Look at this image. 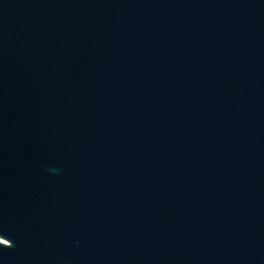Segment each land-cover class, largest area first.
<instances>
[{
    "label": "water",
    "instance_id": "1",
    "mask_svg": "<svg viewBox=\"0 0 264 264\" xmlns=\"http://www.w3.org/2000/svg\"><path fill=\"white\" fill-rule=\"evenodd\" d=\"M0 264H264V0H0Z\"/></svg>",
    "mask_w": 264,
    "mask_h": 264
}]
</instances>
